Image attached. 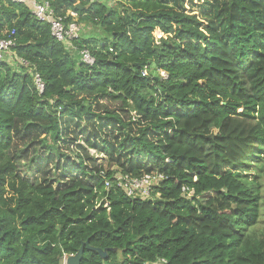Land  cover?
Returning a JSON list of instances; mask_svg holds the SVG:
<instances>
[{
	"label": "trees",
	"instance_id": "obj_1",
	"mask_svg": "<svg viewBox=\"0 0 264 264\" xmlns=\"http://www.w3.org/2000/svg\"><path fill=\"white\" fill-rule=\"evenodd\" d=\"M45 1L97 35L0 0V264H264V0Z\"/></svg>",
	"mask_w": 264,
	"mask_h": 264
},
{
	"label": "built area",
	"instance_id": "obj_2",
	"mask_svg": "<svg viewBox=\"0 0 264 264\" xmlns=\"http://www.w3.org/2000/svg\"><path fill=\"white\" fill-rule=\"evenodd\" d=\"M14 4L27 6L30 9L32 16L41 23H46L50 27L51 35L56 41L64 43L67 47L73 48V41L78 38L79 24L77 23V15L74 12L68 11L64 16H58L50 6L49 2L45 0H5ZM90 2L103 1V0H89ZM70 21L67 22V19ZM15 32H9L4 37H0V62L5 59L6 56H13L15 47ZM79 55L81 60L88 65L94 63V59L87 49L80 50ZM21 61V60H20ZM22 65L27 66L26 62L21 61ZM146 75V72H143ZM34 85L39 94L44 90V84L42 78L38 73H34ZM161 76L165 77V74L161 72ZM163 179L161 175H144L141 178H130L128 176H117V182L119 187H123L126 190L127 195H136L140 198H146L149 196L152 188L159 184ZM108 183H106V187ZM182 192H188L186 189H182ZM190 192L188 195H191ZM164 260H161L160 264H165Z\"/></svg>",
	"mask_w": 264,
	"mask_h": 264
},
{
	"label": "rangeland",
	"instance_id": "obj_3",
	"mask_svg": "<svg viewBox=\"0 0 264 264\" xmlns=\"http://www.w3.org/2000/svg\"><path fill=\"white\" fill-rule=\"evenodd\" d=\"M202 3H203V0H186L185 3H184L185 11L186 12H193V13L197 14L199 12V5H201ZM108 4L111 5V6H114L115 5V0L112 1L111 3L108 2ZM79 26H80V28H79L80 30H79V33H78L79 36H85V38H91V37H94V36L97 35V34H95L94 31H92L91 27H86L83 24H79ZM161 36L162 35L158 31H156L154 33V37L156 38L157 41L159 40V38ZM105 104H106L107 108L112 109V110L113 109H117V107H118V105L115 104V103H105ZM101 109L102 108H100V110ZM81 142L82 141H80V143ZM88 151H89V154L91 156H94L97 159L98 163L101 162L102 160H105L104 155L102 153H97L93 149H89ZM64 152L66 154L70 155L68 150H65ZM19 163H21V167L20 168L23 171L24 170V167H23L24 162L22 160H20ZM23 174H25V176H27L29 179H31L32 176H33L30 172L29 173L23 172ZM259 182L262 184V194L264 196V178L261 177ZM261 214H262L261 217H263V220L261 221L260 225L257 226L258 232H259L258 235L264 234V205H262V207H261ZM65 259L66 258L64 257L63 258V264H64Z\"/></svg>",
	"mask_w": 264,
	"mask_h": 264
},
{
	"label": "water",
	"instance_id": "obj_4",
	"mask_svg": "<svg viewBox=\"0 0 264 264\" xmlns=\"http://www.w3.org/2000/svg\"><path fill=\"white\" fill-rule=\"evenodd\" d=\"M68 1L72 2L76 9L78 10L82 9L79 6V4L76 3V0H68ZM81 256H82V249H80L76 255L66 258L64 264H80Z\"/></svg>",
	"mask_w": 264,
	"mask_h": 264
}]
</instances>
